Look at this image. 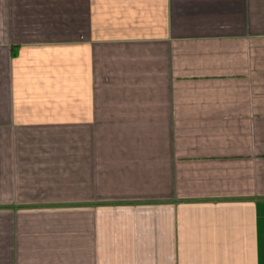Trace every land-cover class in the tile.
Listing matches in <instances>:
<instances>
[{"label":"crops","instance_id":"0c3cea01","mask_svg":"<svg viewBox=\"0 0 264 264\" xmlns=\"http://www.w3.org/2000/svg\"><path fill=\"white\" fill-rule=\"evenodd\" d=\"M0 264H264V0H0Z\"/></svg>","mask_w":264,"mask_h":264}]
</instances>
